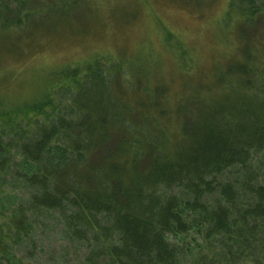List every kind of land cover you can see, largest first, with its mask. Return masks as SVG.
<instances>
[{
    "label": "trees",
    "instance_id": "obj_1",
    "mask_svg": "<svg viewBox=\"0 0 264 264\" xmlns=\"http://www.w3.org/2000/svg\"><path fill=\"white\" fill-rule=\"evenodd\" d=\"M248 2L227 10L239 24L232 56L204 75L185 68L177 89L95 59L57 73L65 106L53 86L42 101H0L4 259L22 264L5 241L33 246L49 218L76 264H264V0ZM68 5L0 0L1 77L22 28ZM18 188L26 194L10 210L1 202Z\"/></svg>",
    "mask_w": 264,
    "mask_h": 264
},
{
    "label": "rangeland",
    "instance_id": "obj_2",
    "mask_svg": "<svg viewBox=\"0 0 264 264\" xmlns=\"http://www.w3.org/2000/svg\"><path fill=\"white\" fill-rule=\"evenodd\" d=\"M66 1L69 5L63 15L50 12L23 27L22 37L11 41V47L18 49L4 51L1 66L6 73L0 76V101L6 105L42 101L52 86L56 103L67 105L72 96L67 87L55 86L60 79L57 73L95 59L107 72L118 62L134 64L146 74L144 78L177 89L185 68L192 75H204L215 62L232 56L240 43L239 24L236 14L231 20L227 10L232 1L240 8L250 6L248 0ZM182 51L185 55L180 57ZM107 72L106 79L111 80L113 74ZM123 73L130 81L127 70ZM25 194L18 188L10 192L9 202L1 203L16 209ZM7 196L8 192L2 198ZM46 221L51 224L33 231V246L16 244L11 237L5 241V252L22 259V264H76L75 246L62 239L61 229L49 218L41 219ZM2 223L7 224L5 232L13 235L11 218L6 215ZM0 264L16 263L0 255Z\"/></svg>",
    "mask_w": 264,
    "mask_h": 264
}]
</instances>
